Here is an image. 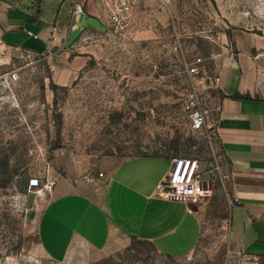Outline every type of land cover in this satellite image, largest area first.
Wrapping results in <instances>:
<instances>
[{"label":"rangeland","instance_id":"374dc122","mask_svg":"<svg viewBox=\"0 0 264 264\" xmlns=\"http://www.w3.org/2000/svg\"><path fill=\"white\" fill-rule=\"evenodd\" d=\"M99 6L79 38L89 61L69 85L54 80L50 53L0 49V264H50L36 209L56 177L100 175L108 160L143 154L199 159L207 195L193 207L202 221L196 247L176 257L132 240L95 262L67 264H240L215 78L242 52L257 71L254 94L264 99V0H139L118 27ZM195 62L199 75L188 70ZM12 71L18 79L7 80ZM195 93L200 124L190 107Z\"/></svg>","mask_w":264,"mask_h":264},{"label":"crops","instance_id":"0c3cea01","mask_svg":"<svg viewBox=\"0 0 264 264\" xmlns=\"http://www.w3.org/2000/svg\"><path fill=\"white\" fill-rule=\"evenodd\" d=\"M74 2L0 0V49L30 47L50 53L54 80L71 84L90 58L79 38L102 10L96 0H80L86 12L75 14ZM77 26L82 28L73 38ZM250 60L241 52L221 65L215 122L229 160L230 222L243 253L240 264H264V99L254 94L257 71ZM172 157L143 154L108 160L102 176L56 177L36 209L44 260L91 263L132 240L148 242L165 255L190 253L202 233L194 204L158 194Z\"/></svg>","mask_w":264,"mask_h":264},{"label":"built area","instance_id":"2783aa9c","mask_svg":"<svg viewBox=\"0 0 264 264\" xmlns=\"http://www.w3.org/2000/svg\"><path fill=\"white\" fill-rule=\"evenodd\" d=\"M107 13L109 21L118 27L127 22L130 12L137 6L139 0H96ZM74 13H85V4L80 0L74 2ZM33 36L32 32H30ZM4 52V51H3ZM189 73L199 75L202 70L199 62L189 66ZM7 80L18 79V72L12 71L6 74ZM218 78H215L217 80ZM198 94H193L190 99V107L193 110L194 122L200 124L204 119V112L200 107ZM102 176L103 173H100ZM39 179H32V185H37ZM158 194L164 198L191 204H198L204 200L207 190L204 185L203 171L200 169L199 159L193 157L173 156L171 167L164 181L158 187Z\"/></svg>","mask_w":264,"mask_h":264},{"label":"water","instance_id":"95a60500","mask_svg":"<svg viewBox=\"0 0 264 264\" xmlns=\"http://www.w3.org/2000/svg\"><path fill=\"white\" fill-rule=\"evenodd\" d=\"M29 216H30L31 218H34V217H35V211H34V210H31V211L29 212Z\"/></svg>","mask_w":264,"mask_h":264},{"label":"bare ground","instance_id":"6f19581e","mask_svg":"<svg viewBox=\"0 0 264 264\" xmlns=\"http://www.w3.org/2000/svg\"><path fill=\"white\" fill-rule=\"evenodd\" d=\"M38 191H39V189H38Z\"/></svg>","mask_w":264,"mask_h":264},{"label":"trees","instance_id":"16d2710c","mask_svg":"<svg viewBox=\"0 0 264 264\" xmlns=\"http://www.w3.org/2000/svg\"><path fill=\"white\" fill-rule=\"evenodd\" d=\"M238 94V93H237Z\"/></svg>","mask_w":264,"mask_h":264}]
</instances>
